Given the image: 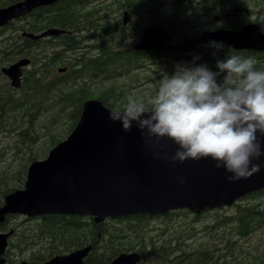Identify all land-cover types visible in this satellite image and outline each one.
<instances>
[{
  "label": "trees",
  "instance_id": "1",
  "mask_svg": "<svg viewBox=\"0 0 264 264\" xmlns=\"http://www.w3.org/2000/svg\"><path fill=\"white\" fill-rule=\"evenodd\" d=\"M20 1L0 0V8ZM234 9L264 17V0H65L0 29V209L8 195L25 187L29 166L46 159L74 130L87 100L98 99L113 110L130 94L146 99L162 76L171 74L189 54L199 55L196 63L206 62L213 70L217 59L232 54L252 57L257 67L264 68V51L225 44L215 48L201 40L204 32L217 28L215 17L231 18L225 29H241L245 20ZM124 10L134 21L145 15L160 19L147 27L171 32L169 48L134 49L140 33L138 29L139 36L127 33L121 19ZM255 22L264 32V22L259 18ZM52 28L67 34L38 41L23 36ZM23 58L31 64L24 70L21 88L14 89L1 70ZM152 63L155 68L149 67ZM60 68L66 72L59 73ZM142 69L148 70L147 84L152 86L136 95L133 84L139 78L133 73ZM108 82L109 88L101 87ZM213 211L210 223L199 229L198 223ZM19 218L11 214L0 222V231L14 230L5 255L9 264L43 263L87 246L92 250L84 264H109L129 252L142 255L140 264L264 262V189L250 192L232 207L201 215L178 210L164 216L108 218L102 223L63 214L20 223Z\"/></svg>",
  "mask_w": 264,
  "mask_h": 264
},
{
  "label": "water",
  "instance_id": "2",
  "mask_svg": "<svg viewBox=\"0 0 264 264\" xmlns=\"http://www.w3.org/2000/svg\"><path fill=\"white\" fill-rule=\"evenodd\" d=\"M63 0H24L0 8V29L34 10ZM130 20L126 12L125 24ZM64 33L49 29L42 34H24L32 40L56 37ZM172 36L161 28L143 32L138 50H163ZM202 39L222 41L235 49L264 51V33L250 24L241 31L215 30ZM29 59H21L2 72L11 85L20 88L23 69ZM64 70H60L63 72ZM111 110L103 102L90 99L84 104L80 120L68 138L57 145L43 161L31 164L24 190L6 198L0 220L10 213L29 217L67 214L92 216L97 223L107 218L136 214L164 215L170 211L190 209L196 214L208 208L234 204L247 193L264 188V164L248 178L231 181L224 168H216L208 158L186 159L183 163L156 158L153 153L166 151L170 156L177 145L164 138V148L145 144L135 123L124 131L119 121L109 117ZM264 161V156L255 163ZM185 183H179V177ZM13 232H0V264ZM91 251L86 247L42 264H83ZM142 256L123 253L110 264H139ZM21 264H36L22 262ZM264 264V263H262Z\"/></svg>",
  "mask_w": 264,
  "mask_h": 264
},
{
  "label": "clouds",
  "instance_id": "3",
  "mask_svg": "<svg viewBox=\"0 0 264 264\" xmlns=\"http://www.w3.org/2000/svg\"><path fill=\"white\" fill-rule=\"evenodd\" d=\"M208 45L224 46L216 40ZM199 59L177 62L150 96L128 95L108 118L126 132L135 123L145 144L164 148L160 142L167 138L177 145L170 156L154 152L156 158L183 163L211 157L228 180L246 179L264 164L254 162L264 156V68L238 54L217 59L216 70Z\"/></svg>",
  "mask_w": 264,
  "mask_h": 264
},
{
  "label": "rangeland",
  "instance_id": "4",
  "mask_svg": "<svg viewBox=\"0 0 264 264\" xmlns=\"http://www.w3.org/2000/svg\"><path fill=\"white\" fill-rule=\"evenodd\" d=\"M250 7L253 5V3L251 2L250 4H248ZM248 6V7H249ZM234 11V10H233ZM244 19H247V18H250L252 20H256V18H259L260 20H262L264 22V17L263 16H260L258 17L254 11L251 12V10L248 9V12L244 14ZM242 18V17H241ZM240 18V19H241ZM226 20L227 19H222L221 21L217 22L216 24L218 26H223L224 24H226ZM155 21L159 22L160 19H158L157 17H150V16H141V17H138L136 19V21H133V26L131 28V30L129 31L130 33L132 32H137V29H143L145 27H147L149 24H152L154 23ZM246 23V22H245ZM128 32V34L130 35V33ZM197 55V54H196ZM196 55H190L189 54V57L187 59H183V61H187V62H191L193 60V57L196 56ZM149 67H152V68H155V65L154 63L150 64ZM147 69H142V70H139V71H134L133 75H136L138 78H139V81L138 83L136 84H133L136 89L133 90V92L137 95V92L140 90V89H148V87L152 86L150 84H147V79H146V74H147ZM128 78V77H127ZM127 80V79H125ZM111 86V84L108 82V83H104L101 87H107L109 88ZM212 214V215H211ZM210 216L206 219V220H203V222H199L198 223V228L201 229L204 225L210 223V221L212 220V216L215 214V212H211ZM24 219H26L25 217H22L20 216L19 219H17V222H22ZM203 223V225H202Z\"/></svg>",
  "mask_w": 264,
  "mask_h": 264
},
{
  "label": "flooded vegetation",
  "instance_id": "5",
  "mask_svg": "<svg viewBox=\"0 0 264 264\" xmlns=\"http://www.w3.org/2000/svg\"><path fill=\"white\" fill-rule=\"evenodd\" d=\"M126 10H124L123 11V13L125 12ZM123 20V19H122ZM133 21V20H132ZM126 28V31H127V33L131 30V28H132V26H133V22H130L129 24H127V25H124ZM130 27V28H129ZM143 32V31H142ZM142 32H141V34H142ZM130 35H138V32H132V33H130Z\"/></svg>",
  "mask_w": 264,
  "mask_h": 264
},
{
  "label": "bare ground",
  "instance_id": "6",
  "mask_svg": "<svg viewBox=\"0 0 264 264\" xmlns=\"http://www.w3.org/2000/svg\"><path fill=\"white\" fill-rule=\"evenodd\" d=\"M130 28V27H129Z\"/></svg>",
  "mask_w": 264,
  "mask_h": 264
}]
</instances>
